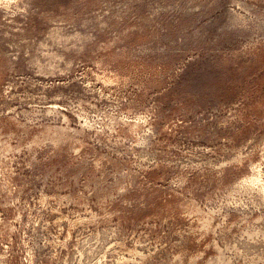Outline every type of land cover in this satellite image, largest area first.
Segmentation results:
<instances>
[{
	"label": "rangeland",
	"instance_id": "rangeland-1",
	"mask_svg": "<svg viewBox=\"0 0 264 264\" xmlns=\"http://www.w3.org/2000/svg\"><path fill=\"white\" fill-rule=\"evenodd\" d=\"M0 264H264V0H0Z\"/></svg>",
	"mask_w": 264,
	"mask_h": 264
}]
</instances>
